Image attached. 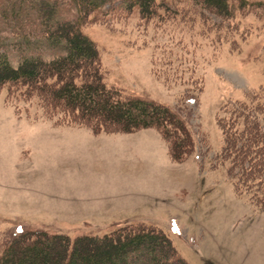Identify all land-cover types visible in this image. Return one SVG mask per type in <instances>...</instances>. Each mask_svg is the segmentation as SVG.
<instances>
[{
	"label": "rangeland",
	"instance_id": "374dc122",
	"mask_svg": "<svg viewBox=\"0 0 264 264\" xmlns=\"http://www.w3.org/2000/svg\"><path fill=\"white\" fill-rule=\"evenodd\" d=\"M170 1L179 11L187 2ZM228 25L203 34L198 18L156 27L134 16L84 29L108 86L187 122L195 151L182 162L156 129L96 133L0 88V255L26 232L75 239L143 223L165 232L188 264H264V212L237 195L218 123L227 103L264 89V0H249ZM26 28L33 35L24 38L0 5V44L14 67L24 56H53Z\"/></svg>",
	"mask_w": 264,
	"mask_h": 264
},
{
	"label": "trees",
	"instance_id": "16d2710c",
	"mask_svg": "<svg viewBox=\"0 0 264 264\" xmlns=\"http://www.w3.org/2000/svg\"><path fill=\"white\" fill-rule=\"evenodd\" d=\"M0 5L2 17L14 23L17 32L27 38L33 34H27L24 28H31L53 52L49 59L40 55L21 57L14 67L0 44V88H8L10 98L35 102L48 119L68 118V123L89 127L96 133L156 129L168 143L171 158L182 162L195 151L187 122L168 106L108 86L99 49L84 29L92 23L109 26L137 16L143 26L161 27L177 20L192 23L198 18L203 34H218L224 28L230 32L231 25H225L234 19L236 11L249 6V0H187L181 11L170 0H0ZM65 12H74L75 17L63 18ZM209 15L219 22H212ZM245 97L227 103L218 116L224 139L221 159L229 163L237 195L249 196L251 203L264 212V89L246 93ZM0 264L188 262L165 232L141 223L104 236L75 239L26 232L4 245Z\"/></svg>",
	"mask_w": 264,
	"mask_h": 264
}]
</instances>
